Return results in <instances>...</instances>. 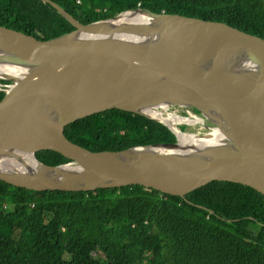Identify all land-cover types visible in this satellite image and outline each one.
Listing matches in <instances>:
<instances>
[{
	"label": "water",
	"instance_id": "obj_1",
	"mask_svg": "<svg viewBox=\"0 0 264 264\" xmlns=\"http://www.w3.org/2000/svg\"><path fill=\"white\" fill-rule=\"evenodd\" d=\"M41 1L74 29L40 40L0 25V67L13 82L0 99V181L34 191L140 185L179 197L229 181L264 195L263 38L146 8L82 24L54 1ZM124 12L144 19L92 27ZM78 33L87 38H73ZM170 106L195 108L220 134L194 135L212 140L183 150L179 134L188 133L145 113ZM113 108L161 123L175 141L91 151L65 136L68 124ZM41 150L70 161L42 163Z\"/></svg>",
	"mask_w": 264,
	"mask_h": 264
},
{
	"label": "trees",
	"instance_id": "obj_2",
	"mask_svg": "<svg viewBox=\"0 0 264 264\" xmlns=\"http://www.w3.org/2000/svg\"><path fill=\"white\" fill-rule=\"evenodd\" d=\"M52 1L82 24L139 7L220 21L264 39V0ZM0 25L40 40L74 29L41 0H0ZM64 134L91 151L175 141L161 123L116 108L75 120ZM36 157L48 165L70 161L53 150ZM0 264H264V195L229 181L185 197L140 185L34 191L0 181Z\"/></svg>",
	"mask_w": 264,
	"mask_h": 264
},
{
	"label": "clouds",
	"instance_id": "obj_3",
	"mask_svg": "<svg viewBox=\"0 0 264 264\" xmlns=\"http://www.w3.org/2000/svg\"><path fill=\"white\" fill-rule=\"evenodd\" d=\"M52 1V0H51ZM43 2V1H42ZM77 2L79 3L80 0H77ZM47 3V2H45ZM49 4V3H48ZM50 5V4H49ZM54 8V7H53ZM139 8V7H138ZM56 10V9H55ZM134 10V9H133ZM120 13V12H119ZM163 13V12H161ZM118 14V13H117ZM190 17H194V16H190ZM196 18H199V17H196ZM200 19H203V18H200ZM205 20V19H204ZM99 21V20H98ZM211 21H215V20H211ZM220 22V21H219ZM92 23V22H91ZM89 24V23H88ZM6 27V26H5ZM9 28V27H8ZM12 29V28H11ZM3 80V81H1ZM12 83L10 80L6 79L5 76H0V92L3 93V96H4V92H8L11 87H12ZM2 96V97H3ZM183 108V110H180L178 109L179 111V114H178V119H172L171 118H168L166 121L172 123L173 125H177L179 128H180V125H184V126H188V125H198L200 127H202L203 129H205L204 132L202 133H199V132H194V131H189V130H181L188 133V134H192V135H196V136H204V135H210V134H220L218 132V130L215 128V126L208 122L204 117L203 115H201L199 113V111H197L195 108V110H191L189 108H192V107H185V106H170L169 108L167 109H159V110H155L157 111L159 114H161L162 112H173L174 108ZM185 109V110H184ZM180 118H187L188 120H179ZM157 122V121H156ZM159 123V122H158ZM211 127V129H210ZM168 129V128H167ZM169 130V129H168ZM207 140H212V139H209V138H205ZM69 162V161H68ZM67 163V162H66ZM65 164V163H63ZM88 191H91V190H88Z\"/></svg>",
	"mask_w": 264,
	"mask_h": 264
},
{
	"label": "bare ground",
	"instance_id": "obj_4",
	"mask_svg": "<svg viewBox=\"0 0 264 264\" xmlns=\"http://www.w3.org/2000/svg\"><path fill=\"white\" fill-rule=\"evenodd\" d=\"M144 17L135 12V13H130V12H124L122 13L117 20H110L109 21V24L108 23H105V24H95V25H92L93 28H96V27H99V26H103V25H107L105 27H102V28H98L99 30L101 29H107V28H110L112 26H116L118 24H124L126 22H136V21H141L143 20ZM99 30H94V32H98ZM89 37V35H87ZM75 39H79L80 41H83L85 40L87 37L85 35H82L81 33H78V34H74V37ZM5 67V66H3ZM4 69L0 67V76H5L4 75ZM145 113L148 114V115H153V116H158V112L155 111V110H152L151 108H146L145 110ZM151 113V114H150ZM175 114V113H174ZM172 119H176V116L174 115L172 117ZM179 120H188L187 118H180ZM179 141L181 143V147L183 150L185 149H189V148H194V147H198V146H207L208 145V141L207 139L205 138H199V137H196L194 135H191V134H179ZM177 151H180L177 149ZM159 152H166V150H159ZM181 152H184V151H181ZM69 166H74V164H70Z\"/></svg>",
	"mask_w": 264,
	"mask_h": 264
},
{
	"label": "rangeland",
	"instance_id": "obj_5",
	"mask_svg": "<svg viewBox=\"0 0 264 264\" xmlns=\"http://www.w3.org/2000/svg\"><path fill=\"white\" fill-rule=\"evenodd\" d=\"M36 20H40L39 17H36L34 18ZM183 110V109H182ZM185 110V109H184ZM175 113V114H174ZM178 114H179V111L178 109L175 107L173 112H162L161 114L158 113L159 116H162L163 119L166 121L168 118H171L173 117L174 115L176 116V118L178 119ZM180 128L182 130H189V131H194V132H199V133H202L205 131V129H203L202 127L198 126V125H188V126H184V125H180Z\"/></svg>",
	"mask_w": 264,
	"mask_h": 264
},
{
	"label": "flooded vegetation",
	"instance_id": "obj_6",
	"mask_svg": "<svg viewBox=\"0 0 264 264\" xmlns=\"http://www.w3.org/2000/svg\"><path fill=\"white\" fill-rule=\"evenodd\" d=\"M178 109L182 110L183 108L180 107V108H178ZM189 109H191V110H195L194 108H189ZM210 129H211V127H210Z\"/></svg>",
	"mask_w": 264,
	"mask_h": 264
}]
</instances>
